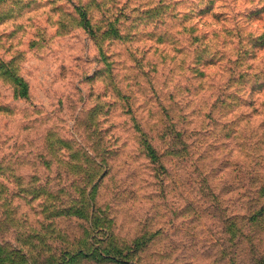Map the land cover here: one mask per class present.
<instances>
[{
  "label": "rangeland",
  "instance_id": "1",
  "mask_svg": "<svg viewBox=\"0 0 264 264\" xmlns=\"http://www.w3.org/2000/svg\"><path fill=\"white\" fill-rule=\"evenodd\" d=\"M0 264H264V0H0Z\"/></svg>",
  "mask_w": 264,
  "mask_h": 264
},
{
  "label": "trees",
  "instance_id": "2",
  "mask_svg": "<svg viewBox=\"0 0 264 264\" xmlns=\"http://www.w3.org/2000/svg\"><path fill=\"white\" fill-rule=\"evenodd\" d=\"M81 15L83 16V20H85V23H89L88 16H87V13H86L85 10L81 11ZM18 80H19V82L22 81V79H18ZM21 83H23V81ZM23 87H24V89H22L21 93H27L28 90H27V86H26L25 83L23 84ZM214 106H215V104H214ZM60 143L63 146H61ZM141 143H142V145L144 147V150H146V152H147V153H145V154H147L146 156L148 158H150L152 160V162L155 163V160H157L156 158H157L158 154L155 151V148H154L153 144L151 143V141L149 139H146V140H144V142H141ZM57 145L58 146L60 145L59 149H63L62 147H64L65 145L72 147L70 142H67L66 140L65 141L62 140V142H60V141L57 142ZM106 148H107L106 150H108L107 153H110V148L109 147H106ZM81 149L84 152H86V154L88 153V150L86 149V147L81 148ZM94 164H95L96 167H98L99 165H103L104 164V166H102V167L103 168L106 167V169L108 170L106 172V174L104 176H102V177H100V175H101L103 170H100L97 174H95L96 176H94L93 178H90V180H89V181H91L90 182V187L92 186V188L90 189V187H89L87 189V195L85 194V196H87V198L89 199L90 212L93 210L94 211L93 213L95 215L96 211L94 210V207H95V203H96L97 192H98V190H99V188L101 186L100 184L103 183V178L107 175L108 172L110 173V166L108 164V161H105L102 164H101V162H94ZM33 178H35V176ZM98 178L100 179L99 181H97ZM81 207H83V208L87 207V201L84 204L82 203ZM94 218H96V217H94ZM109 225H108V227L104 226V228H101V230H104L105 234L108 236V241L106 243L107 246L105 247L106 254H113L115 257H120V256H122L123 254L127 253L129 250H131L134 247L143 246L144 244H146L151 239L150 235H149V237L147 236L146 238L141 236V235H139V236L135 237L133 239V241L130 242V244L127 245V243H125V244H121L122 246H119V241L116 239L118 237L115 234L114 229L111 230ZM92 227H93V223H92ZM94 228L95 227H93L92 229H94ZM124 246H125V252L122 251V247H124Z\"/></svg>",
  "mask_w": 264,
  "mask_h": 264
}]
</instances>
